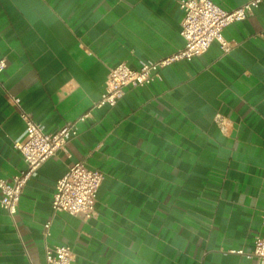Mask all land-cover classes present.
Here are the masks:
<instances>
[{
  "label": "crops",
  "instance_id": "obj_1",
  "mask_svg": "<svg viewBox=\"0 0 264 264\" xmlns=\"http://www.w3.org/2000/svg\"><path fill=\"white\" fill-rule=\"evenodd\" d=\"M179 1L0 0V177L26 165L14 96L47 132L78 131L27 180L14 216L0 207V264H48L54 244L78 264H255L228 250L264 231V0L224 28L229 51L214 41L96 105L113 66L184 46ZM77 161L104 175L90 219L52 207Z\"/></svg>",
  "mask_w": 264,
  "mask_h": 264
},
{
  "label": "built area",
  "instance_id": "obj_2",
  "mask_svg": "<svg viewBox=\"0 0 264 264\" xmlns=\"http://www.w3.org/2000/svg\"><path fill=\"white\" fill-rule=\"evenodd\" d=\"M262 0H246L240 6L225 9L213 0H180L183 10L181 35L185 39L182 48L158 60L140 59L139 66L133 68L122 61L113 66L107 76L105 89L97 106L115 105L129 86H143L161 77V69L178 60H191L203 54L214 41L220 43L227 52L231 44L224 36V28L232 22L247 18ZM6 67L5 58H0V72ZM19 106L20 117L25 123L23 135L14 142L25 161V167L14 174L11 179L0 177V207L14 216L27 180L58 149L65 148L66 143L78 131L74 122H68L54 132H47L43 124L34 119L33 114L21 105V97L14 96ZM216 121L226 130L228 120L222 115ZM103 172L88 166L84 161L71 164L66 172L57 180L52 198L55 212L67 211L82 219L96 216L95 201L103 179ZM51 234V220L44 224L45 237ZM228 252L243 254L254 260L255 264H264V231L254 238L250 251L243 248H230ZM48 264H78L76 255L68 244L46 245Z\"/></svg>",
  "mask_w": 264,
  "mask_h": 264
}]
</instances>
